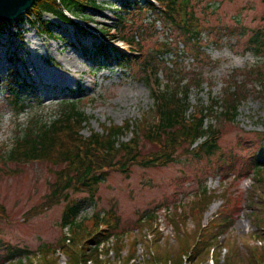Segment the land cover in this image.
<instances>
[{"label": "rangeland", "instance_id": "374dc122", "mask_svg": "<svg viewBox=\"0 0 264 264\" xmlns=\"http://www.w3.org/2000/svg\"><path fill=\"white\" fill-rule=\"evenodd\" d=\"M96 1L100 9L90 8L87 16H77L83 27L93 31L113 27L119 10L136 3L144 14L127 18L128 32L155 17L145 8V0ZM192 6L202 29L200 45L210 59L202 55L194 62L174 40L178 32L173 30L174 38H169L159 22L155 29L159 33L148 35L150 29L144 47L149 51L157 43H170L173 51L169 47L162 61L169 66L179 63L181 77L202 80L201 87L193 86L189 93L191 125L219 102L206 121L221 135L219 153L199 159L185 152L188 147L177 146L175 161L166 165H133L125 173L108 166L94 200L85 191L63 190L61 179L72 172L60 159L5 163L1 157L0 264H264V183L258 184L252 172L255 160L264 163L262 85L255 83V92L247 93L237 118L226 120L222 115L232 80L264 64L263 54L257 56L249 43L257 35L264 41V1L193 0ZM34 20V16L24 18L0 30V153L11 152L31 120L52 121L64 104H78L89 119L81 131L85 138L111 126L133 124L142 130L146 122L152 123L150 87L138 64L121 66L98 55L94 47L100 45V33L95 38L93 31L78 32L44 15L50 34L46 27L35 28ZM117 47L129 55L126 45ZM226 51L241 57L239 67ZM157 77L163 89L172 81L165 70ZM13 88L25 110L13 106L17 97ZM141 130L136 139L134 131L123 142H139L137 152L146 161L167 150L163 138L150 135L147 140L149 133ZM205 187L209 197L200 199ZM68 203L83 206L78 222H84L74 233L61 226ZM109 211L115 214L107 215ZM97 214L106 216L99 227L93 219ZM117 220L118 235L96 249L95 236L116 226Z\"/></svg>", "mask_w": 264, "mask_h": 264}, {"label": "trees", "instance_id": "16d2710c", "mask_svg": "<svg viewBox=\"0 0 264 264\" xmlns=\"http://www.w3.org/2000/svg\"><path fill=\"white\" fill-rule=\"evenodd\" d=\"M59 1L37 0L31 11L35 17L34 26L46 27L44 31L51 34L50 24L43 20L44 15L49 14L59 20L61 24L68 25L78 32H85V29L70 20L65 12L84 17L87 16L90 8L94 10L101 8V5L96 0ZM157 1L160 3L161 8H156L149 2L146 3L145 7L155 15L154 19L150 23H143L142 21V24L137 25L136 28L132 25L133 27L129 32L126 27L128 25L127 18L132 15V20H134V17L138 16V14H144V8L140 6V3L132 5V8H121L119 14L115 16L116 22L114 26L109 29L103 28L101 44L94 47L95 52L105 59H109L114 55V59L121 66L132 67L135 64L139 65L142 73L141 77L150 87L153 100V115L151 117L153 124L146 122L142 130L140 128L136 130L133 124H127L122 127L111 126L105 129L102 134L92 133L89 138H85L81 135V131L89 123V119L81 111L78 104H64L52 121H43L38 117L31 120L28 128L17 137L11 152L8 154L0 153V158H4L5 163L7 161L26 163L30 161H46L52 158L60 159L59 163L64 164L68 172H72L61 179L65 185L63 190L76 189L78 192L85 191L88 193L89 198L94 200L101 182L104 181L105 175L109 173V167H114L125 173L133 165L141 164L144 168L161 164L166 165L175 161L174 156L177 146L183 149L188 147L189 149H186L185 152L196 154L199 159L204 156L213 157L219 153L218 140L221 135L217 129L207 126L208 124L206 123L208 115L215 112L214 107L219 102H213L210 110L200 113V118L191 125L192 121L187 118L190 112L188 111L189 93L193 86L200 88L202 80L199 78L188 80L184 76L181 77L182 73L178 72L179 63H171L169 66L166 65L165 61H162V57L166 52H169L170 49L173 51L170 43H157L149 51H145L144 47V39L150 29L153 32L148 35L159 33L155 30L158 29L157 24L159 22L162 29H164V34L167 33L169 38L173 36V30L178 32L177 37L174 38L173 36L174 40L176 42L180 41V44L188 50V55L193 57L194 62H197L202 55L210 59L206 52L203 51L204 47L200 45L202 29H200V20L196 16L195 8L192 6L193 0ZM1 29L6 28L5 26H0ZM168 30L171 32L168 33ZM261 39L263 37L261 38L257 35L249 41L251 45H254V52L257 56L264 54L262 52L264 41ZM111 41H114V43L125 42L130 46L133 54L129 56L116 50L113 46H109ZM161 70H165V73L172 78V81H169L165 89L162 88L163 85L157 77ZM153 76H155L154 85L152 84ZM177 76H180L179 79H177ZM172 83L176 85L169 86ZM255 83L262 85V92L264 93V64L258 69H249L232 80V86L228 92L231 97L225 96L227 99L225 100L226 111L222 113L226 120L238 117L239 104L247 100V93L250 95L253 91L255 92ZM13 91L17 96L14 99L13 106L18 111L25 110V106L21 104V100L18 97L17 88H13ZM140 130L142 133H146L145 131L149 133H146L148 135L145 137L147 140L150 139V135L158 139L163 138L167 142V150L156 156L157 158H149L146 161L147 158L137 152L139 150V142L132 140L129 143L123 142L128 134L134 133V131H137L136 139ZM61 139H65V141H61ZM64 142L68 143V146H64ZM197 144L196 148L190 150V147H194ZM160 147H162L161 144ZM101 162L107 163V165H103ZM252 172L256 182L263 184L264 163L261 159L255 160ZM199 196L200 199H207L209 197L208 189L205 187L199 193ZM64 199L68 202V193L64 196ZM82 210V204L68 203L62 218V229L68 228L71 233L81 230L84 221L79 223L78 219ZM113 214H115L114 211L107 213L110 216ZM105 218L106 216L103 219ZM93 219L97 222L96 227L100 226L101 220L104 221L99 214ZM119 222L117 220L116 226L108 227L106 230L101 231L95 236L93 243L96 246H100L118 235L119 229L117 226ZM64 241L71 242V239L65 237Z\"/></svg>", "mask_w": 264, "mask_h": 264}, {"label": "water", "instance_id": "95a60500", "mask_svg": "<svg viewBox=\"0 0 264 264\" xmlns=\"http://www.w3.org/2000/svg\"><path fill=\"white\" fill-rule=\"evenodd\" d=\"M37 0H0V26L12 25L27 14Z\"/></svg>", "mask_w": 264, "mask_h": 264}, {"label": "clouds", "instance_id": "9594fccd", "mask_svg": "<svg viewBox=\"0 0 264 264\" xmlns=\"http://www.w3.org/2000/svg\"><path fill=\"white\" fill-rule=\"evenodd\" d=\"M226 55L229 57L231 63L236 66L239 67L240 63H241V57L235 53L232 52H228L226 51ZM215 58V57H214Z\"/></svg>", "mask_w": 264, "mask_h": 264}, {"label": "bare ground", "instance_id": "6f19581e", "mask_svg": "<svg viewBox=\"0 0 264 264\" xmlns=\"http://www.w3.org/2000/svg\"><path fill=\"white\" fill-rule=\"evenodd\" d=\"M216 208H217L216 206H214V207L212 208L211 212L209 213V216L212 215V213L215 212Z\"/></svg>", "mask_w": 264, "mask_h": 264}]
</instances>
